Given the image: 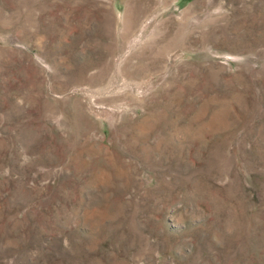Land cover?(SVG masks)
<instances>
[{"label": "rangeland", "instance_id": "rangeland-1", "mask_svg": "<svg viewBox=\"0 0 264 264\" xmlns=\"http://www.w3.org/2000/svg\"><path fill=\"white\" fill-rule=\"evenodd\" d=\"M0 264H264V0H0Z\"/></svg>", "mask_w": 264, "mask_h": 264}]
</instances>
